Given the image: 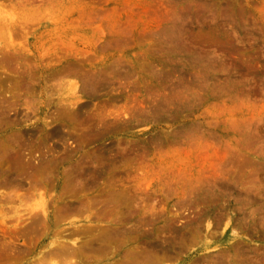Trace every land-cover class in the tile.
Returning <instances> with one entry per match:
<instances>
[{"label":"rangeland","instance_id":"rangeland-1","mask_svg":"<svg viewBox=\"0 0 264 264\" xmlns=\"http://www.w3.org/2000/svg\"><path fill=\"white\" fill-rule=\"evenodd\" d=\"M145 253L264 264V0H0V264Z\"/></svg>","mask_w":264,"mask_h":264},{"label":"bare ground","instance_id":"bare-ground-1","mask_svg":"<svg viewBox=\"0 0 264 264\" xmlns=\"http://www.w3.org/2000/svg\"><path fill=\"white\" fill-rule=\"evenodd\" d=\"M151 246H152V245H151ZM59 248H60V247H59ZM59 248H58V249H59ZM61 249H62V248H61ZM64 250H65V249H64ZM74 250H77V249L74 248ZM78 250H79V248H78ZM55 251H58V250H55ZM60 251H63V250H60ZM68 251H69V250L67 249V252H68ZM153 251H154V250H153ZM49 252H51V251H49ZM63 252H65V251H63ZM63 252H62V253H63ZM67 252H66V253H67ZM71 252H72V250H71ZM73 252H75V251H73ZM76 252H77V251H76ZM156 252H157V251H156ZM47 253H48V252H47ZM53 253H54V252H53ZM62 253H61V254H62ZM66 253H65V254H66ZM151 253H152V252H151ZM49 254H52V253H49ZM54 254H55V253H54ZM54 254H53L52 256H54ZM57 254H58V253H57ZM63 254H64V253H63ZM68 254H69V252H68ZM68 254H67V255H68ZM141 254H142V253H141ZM145 254H147V253H145ZM154 254H155V253H154ZM59 255H60V254H59ZM139 255H140V254H139ZM139 255H137V258L139 257ZM143 255H144V254H143ZM148 255L150 256V254H147V258H146L145 255H144V257L146 258L145 261L143 260V258H141L142 255H140V258L142 259L141 261L144 262L143 264H145V263H147V264H149V263H152V264L157 263V260H158L157 258H158V257H157V258L155 257V260L157 259V260L155 261L154 259H152V257L155 256V255H153V256L151 255V256H152L151 258H150ZM48 256H49V255H48ZM52 256L50 255L51 258H52ZM56 256H57V255H56ZM61 256H65V255H61ZM72 256H73V255H72ZM135 256H136V255H135ZM135 256H133V257H135ZM57 257L59 258V256H57ZM65 257H66V256H65ZM131 257H132V256H131ZM131 257H130V259H131ZM66 258L69 259L70 256H69V258H68V257H66ZM128 258H129V257H128ZM135 258H136V257H135ZM137 258L134 259V260H136V261H134L133 258H132V260L129 259L130 261H132V262H130V261L128 260V262H130L129 264H136L135 262H137V263L139 262V263H140L141 261H137V260H138ZM140 258H139V259H140ZM46 259H47V258H46ZM53 259H54V258H53ZM55 259H56V257H55ZM44 260H45V259H44ZM71 260H72V259H71ZM71 260H70V261H71ZM63 261H65V258L63 259ZM63 261H60L61 264H62ZM67 261H68V260H67ZM44 262H45V261H44ZM56 262H57V261H56ZM60 262H59V264H60ZM75 262H76V261H75ZM75 262H74V263H75ZM125 262H126V261H125ZM128 262H127V264H128ZM48 263H49V262H48ZM71 263H72V262H71ZM71 263H69V264H71ZM139 263H138V264H139ZM141 263H142V262H141ZM141 263H140V264H141ZM46 264H47V263H46ZM57 264H58V263H57ZM66 264H67V263H66ZM76 264H77V263H76ZM158 264H159V263H158Z\"/></svg>","mask_w":264,"mask_h":264}]
</instances>
